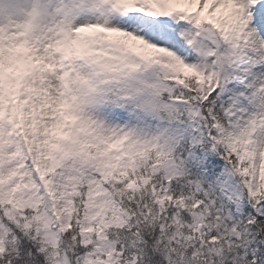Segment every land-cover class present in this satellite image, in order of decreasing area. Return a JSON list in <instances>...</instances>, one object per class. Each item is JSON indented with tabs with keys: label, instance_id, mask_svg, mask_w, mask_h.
I'll return each mask as SVG.
<instances>
[{
	"label": "snow or ice",
	"instance_id": "obj_1",
	"mask_svg": "<svg viewBox=\"0 0 264 264\" xmlns=\"http://www.w3.org/2000/svg\"><path fill=\"white\" fill-rule=\"evenodd\" d=\"M0 264H264V0H0Z\"/></svg>",
	"mask_w": 264,
	"mask_h": 264
}]
</instances>
